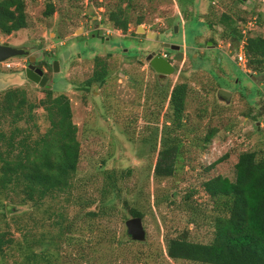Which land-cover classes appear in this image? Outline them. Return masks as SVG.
<instances>
[{
    "label": "rangeland",
    "instance_id": "rangeland-1",
    "mask_svg": "<svg viewBox=\"0 0 264 264\" xmlns=\"http://www.w3.org/2000/svg\"><path fill=\"white\" fill-rule=\"evenodd\" d=\"M23 1L26 27L10 34L0 32V43L25 44L32 49L33 55L59 58L56 54L60 50L59 44L89 41L88 48L70 45L72 49L64 51L66 64L63 68L61 63L63 72L55 71V87L51 89L54 95L65 94L69 98L72 121L77 126L76 136L80 142L72 198L78 197L82 201L75 204L63 202L68 206V216L87 202L94 207L99 205L102 198H106L101 195L105 172L121 171L123 179L118 183L119 194L111 199L115 214L101 221L109 225L100 243L106 252L102 261L107 259L105 264H199L169 258L167 237L187 232L193 241L209 242L213 237L215 202L208 200L201 182L216 174L232 179L239 152L256 150L264 155V82L255 80L254 83L244 73L235 76L229 71L223 75L229 67L228 59L221 51L211 64L202 58L205 49L213 43L221 44L225 51L238 49L220 36L223 27L216 20L222 13H228L237 21L244 18L250 35L264 37V0H193L187 6L190 13L187 16L183 15L177 0H133L129 9L133 22L126 32L113 28L107 20V6L112 8L118 0ZM48 3L53 4L54 11L45 16ZM140 15L144 17V22L139 24L144 32L137 31L135 23ZM209 20L214 22L212 27L205 24ZM95 22L104 26L103 32L109 36L111 44L119 43L124 49L116 50L113 45L99 49L88 32ZM147 32L151 33L149 37ZM159 41L171 42L180 48L161 47ZM242 43L243 39L238 47ZM37 44L43 48L39 50ZM153 47L157 51H167L172 57L175 70L165 80L157 77L145 57ZM212 53L215 55L217 51H207L205 59L213 57ZM97 60L100 67L105 64V82L102 85L92 82L88 89H84L83 82L92 75ZM25 64L26 60L21 56L0 62V91L21 87L30 98L44 97L47 89L24 76ZM246 72L258 74L251 70ZM235 77H239L238 82L233 81ZM260 78L264 81V73ZM180 82L188 85L184 120L190 133L185 139L183 157L176 172L158 179L152 173L154 157L150 143L153 132L145 126L153 127L154 114L158 113L159 123L162 122L167 106L165 95ZM217 88H227L233 93L228 102L218 95ZM212 128L216 132L203 147V138ZM227 152L229 155L225 160L207 169ZM192 187L199 189L196 197L200 203L185 197V192ZM18 194L0 191V229L9 225L14 238L21 242L22 233L27 230L37 236H55L57 231L52 226V212L58 208L48 201L24 203L20 192ZM60 200L63 199L60 197ZM127 206L143 212L146 230L143 241L132 240L126 234L124 222L131 217ZM12 209L13 213H10ZM18 225L22 232L16 229ZM122 234L126 238L120 242L118 238ZM89 250L84 247L83 252ZM63 252L62 264H83L77 260L74 246L64 248ZM22 261L24 255L17 248H9L4 257L0 256V264ZM102 261L95 255L89 264H101Z\"/></svg>",
    "mask_w": 264,
    "mask_h": 264
},
{
    "label": "trees",
    "instance_id": "trees-1",
    "mask_svg": "<svg viewBox=\"0 0 264 264\" xmlns=\"http://www.w3.org/2000/svg\"><path fill=\"white\" fill-rule=\"evenodd\" d=\"M192 1L177 0L183 15L190 14L187 6ZM132 3L133 0H118L112 8L107 6V20L113 28L122 32L128 30L133 22L129 14ZM53 11V4L48 3L44 14L49 16ZM216 21L223 27L220 36L236 48L245 38L243 49L247 69L264 73V37L250 35L249 32L244 35V18L237 21L228 13H222ZM143 22L142 15L135 20L136 25ZM205 24L212 27L214 22L209 20ZM26 25L23 0H0L1 33L9 34ZM96 66L92 75L83 82L84 89H88L92 82L99 85L105 82V64L100 67L97 60ZM44 94L42 98H30L21 87L0 91V191H11L17 196L20 192L24 203L48 201L56 206L58 210L52 212V226L57 234L53 237L45 234L37 236L32 230H27L22 233L21 242L14 238V231L7 225L0 229V256L4 257L9 248H17L24 255V261L18 264H62L63 249L74 246L79 262L89 264L95 255L102 261L106 252L100 243L109 229L102 219L115 214L116 208L111 199L119 194L118 183L123 179V173L106 171L101 193L106 198H102L96 207L87 202L75 214L68 216V206L63 202L75 204L82 201L78 197L72 198L80 157L77 126L72 121L70 101L65 94L54 95L50 89ZM187 95V83H175L165 95L167 106L162 122L159 123L158 113L154 114L153 127L145 126L153 132L150 143L154 157L152 173L158 179L172 176L183 157L185 139L190 133L184 120ZM39 109L42 111L38 112ZM41 122L46 124L42 126ZM215 132L214 128L207 132L203 147L208 145ZM228 155L229 152L225 153L207 169L225 160ZM201 186L208 200L215 202L213 237L207 243L191 240L187 232L167 237L168 257L199 264H264V155L256 150L239 152L232 179L216 174L203 180ZM198 191L196 187L188 188L185 197L200 203L196 197ZM123 203L126 205V200ZM128 210L131 216L143 217V212L137 207H128ZM9 211L13 213V209ZM16 229L22 232L19 225ZM125 238L122 234L118 239L123 242ZM84 247L90 250L83 252ZM106 260L101 264L107 263Z\"/></svg>",
    "mask_w": 264,
    "mask_h": 264
},
{
    "label": "flooded vegetation",
    "instance_id": "flooded-vegetation-1",
    "mask_svg": "<svg viewBox=\"0 0 264 264\" xmlns=\"http://www.w3.org/2000/svg\"><path fill=\"white\" fill-rule=\"evenodd\" d=\"M103 28H104L103 25H101V24L97 25V23L95 22L93 27H89V29H88L89 38H93L96 41V43L98 45V48L99 49L100 48L106 49L109 45H113V46H115L114 48L116 50L121 51L122 49H124V47L122 48L119 43L117 45L111 44L112 41L109 40V36L106 35L103 32ZM95 41H94V43H95ZM3 43H7L9 46L20 48V49H23V50L27 51V53H25V54L13 56V57L21 56V57L25 58L26 64H25V67L23 69L24 76L27 78L26 71H27V69L31 70V74H33L37 78V80L34 81V80L29 79V78H27V79L31 80L34 84H36L39 87H42L43 89H50L51 90L52 88L54 89V87H55V81H54L55 70L53 68V62L57 61V63H58V70H56V71L57 72H63V70L60 68V66H61V63H62L63 64V68H64V64H66V61L63 58L64 51L72 49L70 47V45H73V47H75V48H77L79 46L80 47L81 46H85V47L88 48L89 41L88 40H85L83 42H81V41H71L70 43H67V44H66V42H64L63 44H59L58 49H60V50H59L58 53H56L59 56V58L56 57V56H51V57L45 58L44 55L43 56H41V55H33L32 49L31 48H27V46L25 44L15 46V45H12L9 41H2L0 44H3ZM158 43H159V45L161 47H165V48H169V47L165 46L166 43L173 44L171 42H163V41H161V42L159 41ZM209 43L210 42L208 41L207 42V46H208ZM89 47H90V45H89ZM37 48L40 50L43 47H42L41 44H37ZM169 49H171V48H169ZM207 51H209V52L217 51V53H215V55H214V53H212V55H214V56L210 57L209 60H207V59H205L207 57L206 56ZM219 51H221V53L223 54L225 59H228L229 70H224L223 75H226L229 71H230V73L235 74V76L238 75L237 73H244V74L247 75V77L252 78L254 80V83H255V80H257V81H259L261 83L264 82L263 80H260L261 79L260 75L262 73H258L257 76H256V75L248 74L247 72L240 70L238 68L236 62H235V59H234L236 51L233 50V49L225 51V50L222 49L221 44L213 43L211 45V47H208L207 49H205L204 58H202V60H204V62H206L207 64H211L212 61L215 62V59L219 55ZM61 53H62V56H60ZM150 53L152 54V56L160 55V56L166 57L172 62V57L165 50L157 51L155 49V47H153V50H150V52H147L145 57L147 58V55L150 54ZM76 56L79 57V53H76ZM13 57H10L8 59H11ZM147 60L149 62V59H147ZM30 64H31V67H30ZM173 66H174V63H173ZM149 67L151 68L150 64H149ZM37 70H41V73L38 72ZM154 73L157 75V77L160 80H165L166 77L168 76V75L162 76V75L156 73L155 71H154ZM238 78L239 77H235L233 79V81L234 82H238ZM41 82H43V83L41 84ZM47 87H49V88H47ZM217 90H218V88H217ZM226 90H227V88H226ZM221 98H223V100H225L224 97H221Z\"/></svg>",
    "mask_w": 264,
    "mask_h": 264
},
{
    "label": "water",
    "instance_id": "water-1",
    "mask_svg": "<svg viewBox=\"0 0 264 264\" xmlns=\"http://www.w3.org/2000/svg\"><path fill=\"white\" fill-rule=\"evenodd\" d=\"M175 30L177 29V26H174ZM141 30L144 32V28L141 25L137 26V31ZM149 37L151 35L150 32L146 33ZM166 47H169L171 49H179L180 46L177 44H165ZM27 53V51L9 46L7 43L0 44V62L5 61L6 59L16 56V55H22ZM147 59H149V64L151 68L158 74L165 76L170 75L174 72L175 68L173 66V63L166 57L160 56V55H154L148 54ZM31 67V64H30ZM29 67V68H30ZM53 68L54 70H58V63L57 61L53 62ZM41 73V70H37ZM27 78L36 81L37 78L31 74V70L27 69L26 71ZM43 82H41L42 84ZM218 95L225 98V101L228 102L230 97L232 96V93L228 90L219 88L217 90ZM126 227V234L135 241H143L146 237V230L142 221V217L140 216H131L127 218L124 222Z\"/></svg>",
    "mask_w": 264,
    "mask_h": 264
},
{
    "label": "built area",
    "instance_id": "built-area-1",
    "mask_svg": "<svg viewBox=\"0 0 264 264\" xmlns=\"http://www.w3.org/2000/svg\"><path fill=\"white\" fill-rule=\"evenodd\" d=\"M256 21V19L253 20V23ZM248 30V29H247ZM247 30L245 28V24L242 30V33L245 35L247 33ZM244 42V39H243ZM235 61L237 66L240 68V70L242 71H246L247 70V58L246 55L244 53V49H243V43L240 45V47H238V49L236 50L235 53Z\"/></svg>",
    "mask_w": 264,
    "mask_h": 264
},
{
    "label": "clouds",
    "instance_id": "clouds-1",
    "mask_svg": "<svg viewBox=\"0 0 264 264\" xmlns=\"http://www.w3.org/2000/svg\"><path fill=\"white\" fill-rule=\"evenodd\" d=\"M238 68H239V67H238ZM239 69H240V68H239ZM246 71H248V69H247ZM246 71H245V72H246Z\"/></svg>",
    "mask_w": 264,
    "mask_h": 264
}]
</instances>
